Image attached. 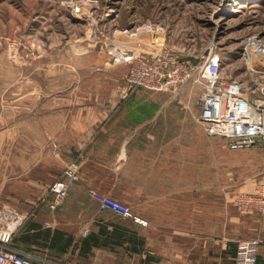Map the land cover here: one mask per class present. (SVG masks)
<instances>
[{"label": "crops", "instance_id": "obj_1", "mask_svg": "<svg viewBox=\"0 0 264 264\" xmlns=\"http://www.w3.org/2000/svg\"><path fill=\"white\" fill-rule=\"evenodd\" d=\"M68 82L78 92L49 104L18 94L0 106V213L30 216L14 248L32 264H234L239 240H258L256 264H264V218L220 208L203 190L204 146L213 149L197 96L123 99L126 81H105V92L90 91L96 81ZM249 97L264 99V83ZM68 165L77 181L50 211L40 201ZM92 192L128 205L145 225L100 211Z\"/></svg>", "mask_w": 264, "mask_h": 264}, {"label": "rangeland", "instance_id": "obj_2", "mask_svg": "<svg viewBox=\"0 0 264 264\" xmlns=\"http://www.w3.org/2000/svg\"><path fill=\"white\" fill-rule=\"evenodd\" d=\"M159 46L196 63L216 53L223 76L251 94L264 83V0H0V106L18 94L49 104L51 95L78 92L68 81H96L90 91L105 92V81H126L124 58ZM163 93L198 96L200 87ZM206 141L213 150L204 146L203 190L234 208L232 196L252 193L261 179L262 148L229 152L222 139Z\"/></svg>", "mask_w": 264, "mask_h": 264}, {"label": "built area", "instance_id": "obj_3", "mask_svg": "<svg viewBox=\"0 0 264 264\" xmlns=\"http://www.w3.org/2000/svg\"><path fill=\"white\" fill-rule=\"evenodd\" d=\"M153 50L145 56L138 54L123 59L128 62L123 99L128 93L137 90L163 93L193 82L200 87L196 106L200 110L198 121L204 134L224 140L229 152L260 146L264 157L263 98H250L240 82L224 77L220 69V57L212 51L196 63L190 57L161 46ZM260 54L264 55V51H260ZM255 92L256 89L251 94ZM260 93L263 96L261 90ZM76 181L75 170L70 165L66 166L61 178L48 188V198H43L40 203L46 204L50 211H55ZM90 197L100 211L145 225V222L133 217L128 205L96 192H92ZM232 205L238 211L264 218V167L254 191L236 194ZM25 219V215L6 211L0 213V264H32V257L12 244L13 232ZM259 244L258 240L239 241L234 264H256Z\"/></svg>", "mask_w": 264, "mask_h": 264}, {"label": "bare ground", "instance_id": "obj_4", "mask_svg": "<svg viewBox=\"0 0 264 264\" xmlns=\"http://www.w3.org/2000/svg\"><path fill=\"white\" fill-rule=\"evenodd\" d=\"M258 49V48H257ZM255 50V49H254ZM261 50V49H260Z\"/></svg>", "mask_w": 264, "mask_h": 264}]
</instances>
